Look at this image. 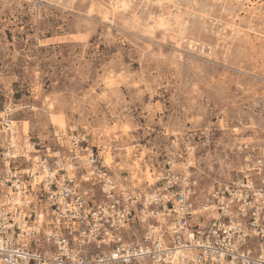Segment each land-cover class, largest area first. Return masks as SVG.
Here are the masks:
<instances>
[{
  "label": "rangeland",
  "instance_id": "1",
  "mask_svg": "<svg viewBox=\"0 0 264 264\" xmlns=\"http://www.w3.org/2000/svg\"><path fill=\"white\" fill-rule=\"evenodd\" d=\"M160 82L172 98L168 158L191 165L203 190L230 180L238 141L264 138V0H0V149L8 114L23 145L82 134L71 120L91 90L113 118L87 139L105 162L122 150L120 179L148 190L165 163L119 120L132 92L148 106Z\"/></svg>",
  "mask_w": 264,
  "mask_h": 264
},
{
  "label": "built area",
  "instance_id": "2",
  "mask_svg": "<svg viewBox=\"0 0 264 264\" xmlns=\"http://www.w3.org/2000/svg\"><path fill=\"white\" fill-rule=\"evenodd\" d=\"M9 115L1 121L0 264H75L77 253L81 264H264V138L239 140L236 174L208 191L201 188L206 212L192 196L185 199L200 180L191 165L174 158L153 173L154 183L128 208L132 201L122 197L109 205L107 193L104 200L82 198L80 189L89 191L85 185L103 191L115 179L102 172L95 183L73 178L69 165L75 176L92 172L95 178L96 160L103 159L87 136L62 131L55 133L53 145L41 148L30 141L28 147L15 136ZM149 196L156 200L148 202ZM145 203L160 217L146 215ZM126 211V229L115 228L113 217L105 215L114 212L118 221ZM97 224L103 227L93 240ZM105 231L118 238L105 243Z\"/></svg>",
  "mask_w": 264,
  "mask_h": 264
},
{
  "label": "clouds",
  "instance_id": "3",
  "mask_svg": "<svg viewBox=\"0 0 264 264\" xmlns=\"http://www.w3.org/2000/svg\"><path fill=\"white\" fill-rule=\"evenodd\" d=\"M250 2V0H249ZM127 50H125V55H127ZM97 67H99V64H97ZM98 75V73H97ZM95 78V77H94ZM72 87H76L81 91L88 90L90 88L89 83H80L77 82V84L73 85ZM154 89L153 98L148 102V106H145L144 98L142 97L140 92H132L130 94V99L127 101L128 108L126 109L128 115L125 116L123 112L120 113V120L119 122L121 124H131L134 128H136L135 136L138 140L146 141L151 145L152 148H155L157 153H159V156L157 157L161 161V166L167 162L168 158V148L167 145L175 144L176 142L172 141L170 142L167 137H165L163 133V128L165 125L168 124V116L171 112V105H172V98L170 91L166 88V86L163 84V82H160L158 84L152 85ZM98 97L93 96V93L91 90L87 91L86 94L83 96L82 100L80 101V104L77 108L74 109V111L79 112V118L76 116H72L71 122L77 126V128L81 129L82 134L80 136V139H84L85 136H91L94 132L99 133L100 135H104V132L100 131V128L94 127V125H103V123L111 120L113 118L112 115H110V109H106L103 106L97 107L96 101ZM154 101V102H153ZM145 113H148L147 116H145ZM159 113V114H157ZM107 131V129H105ZM153 132H156V135H153ZM114 137L109 136L107 143L111 144ZM118 143L116 145L117 148L120 147V143H127L128 141L123 140V136L115 138ZM180 137H177V140H179ZM93 143V140H89V145L91 146ZM178 147V145H177ZM52 155H57V153H52ZM93 154L89 152V157ZM119 157L120 163L117 164L115 162V158ZM82 159H88V157H82ZM76 161L73 160V163ZM97 164V170H96V176L95 178L92 175V172H89L87 176L77 177L74 175V170L71 165H69L70 173H73V178L80 180L85 179L87 177L88 180H92L93 183H95V180L100 179V173L102 172L104 174L105 178H111L115 177V179H111V183L108 186H105L103 191H101L100 187L97 185L94 189L90 185H85V188H88L89 191H84L83 188L80 189L82 195V198L92 199V196H95L97 200H104L105 193H107V198H109V205L113 201L117 199V197H122L123 200L132 201L131 204H128V208H132L134 205H136L137 201L141 200V197L146 194V190L141 187V185L137 182L135 178H130L127 180H121L119 177V170L122 166L127 164L126 154L120 150L115 152V156L112 159V162L108 164L107 167H105V161L101 158H97L96 160ZM187 179V176L185 177ZM125 184L127 187H125ZM203 184L198 186L195 190V192H189L186 191L184 193L185 199H188L189 196H192V203L197 204L200 206L201 213L206 212V209L202 207L203 200L201 192ZM77 188H80V184L77 183ZM187 188V185L185 186ZM114 189L115 191H112ZM137 189L140 190L139 195H137ZM89 192L92 193V195H89ZM212 193L209 192V195ZM163 199H171V196L164 197ZM156 200V196H149L148 202ZM144 212L146 215L149 216H156L157 218L160 217L159 213H149L147 210V203H145L144 206ZM106 216L110 215L113 217V226L117 229L120 228H127V225L124 224V219L128 218L127 211L124 214V217L120 220H116V213H105ZM140 215L139 209H137V216ZM97 220L102 219V217L97 214L96 216ZM100 227H103V225L97 224L96 228H94V235L91 239H95V234H98V230ZM105 235L107 237V240L104 242L107 243L108 240L117 239L118 237H113L111 233L105 231ZM79 243V241H77ZM76 255L73 256V260L75 261V264H81V261L76 259Z\"/></svg>",
  "mask_w": 264,
  "mask_h": 264
},
{
  "label": "bare ground",
  "instance_id": "4",
  "mask_svg": "<svg viewBox=\"0 0 264 264\" xmlns=\"http://www.w3.org/2000/svg\"><path fill=\"white\" fill-rule=\"evenodd\" d=\"M119 2H120V0H119ZM118 4V5H117ZM117 4H116V7L118 8L120 5H119V3L117 2ZM126 3H123V5H125ZM125 7V6H124ZM29 145H30V142L28 143V147H29ZM104 153H105V160H106V163L107 164H110L111 162H112V159H113V156L108 152V151H104ZM148 175H150V177H152V173L151 172H148ZM153 178V177H152Z\"/></svg>",
  "mask_w": 264,
  "mask_h": 264
},
{
  "label": "snow or ice",
  "instance_id": "5",
  "mask_svg": "<svg viewBox=\"0 0 264 264\" xmlns=\"http://www.w3.org/2000/svg\"><path fill=\"white\" fill-rule=\"evenodd\" d=\"M85 179H87V177H85Z\"/></svg>",
  "mask_w": 264,
  "mask_h": 264
}]
</instances>
